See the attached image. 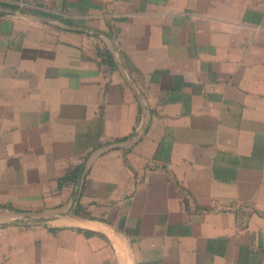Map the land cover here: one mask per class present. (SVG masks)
I'll use <instances>...</instances> for the list:
<instances>
[{
  "label": "crops",
  "instance_id": "0c3cea01",
  "mask_svg": "<svg viewBox=\"0 0 264 264\" xmlns=\"http://www.w3.org/2000/svg\"><path fill=\"white\" fill-rule=\"evenodd\" d=\"M0 264H264V0H0Z\"/></svg>",
  "mask_w": 264,
  "mask_h": 264
},
{
  "label": "water",
  "instance_id": "95a60500",
  "mask_svg": "<svg viewBox=\"0 0 264 264\" xmlns=\"http://www.w3.org/2000/svg\"><path fill=\"white\" fill-rule=\"evenodd\" d=\"M80 180H81V176H79L78 179H77V181H76L75 189H74V191L72 193V197H71L70 204L74 201V198L76 196L77 190H78L79 185H80Z\"/></svg>",
  "mask_w": 264,
  "mask_h": 264
}]
</instances>
